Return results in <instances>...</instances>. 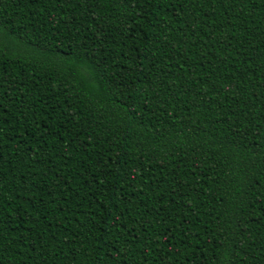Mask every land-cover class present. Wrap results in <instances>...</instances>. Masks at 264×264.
Masks as SVG:
<instances>
[{"label":"trees","instance_id":"1","mask_svg":"<svg viewBox=\"0 0 264 264\" xmlns=\"http://www.w3.org/2000/svg\"><path fill=\"white\" fill-rule=\"evenodd\" d=\"M0 264H264V0H0Z\"/></svg>","mask_w":264,"mask_h":264}]
</instances>
